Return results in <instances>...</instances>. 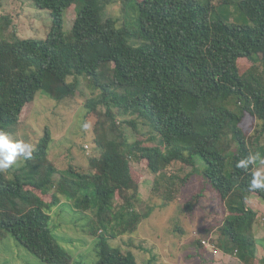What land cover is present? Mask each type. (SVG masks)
<instances>
[{
    "label": "trees",
    "instance_id": "1",
    "mask_svg": "<svg viewBox=\"0 0 264 264\" xmlns=\"http://www.w3.org/2000/svg\"><path fill=\"white\" fill-rule=\"evenodd\" d=\"M31 1L51 18L43 38H19L10 17L0 16V131L14 135L22 109L39 92L57 102L71 99L85 77L99 91L84 106L96 116L93 142L100 153L86 170L70 165L60 171L45 157L46 130L19 169H0V240L11 235L47 264H84L72 260L48 227V212L64 196L95 219L93 264H137L130 251L109 244L135 233L152 212L138 210L144 202L130 160L158 175L174 162L195 171L199 156L205 181L225 207L213 247L241 264H259V213L248 198L264 201V190L250 188L256 164L237 165L250 154L264 158L258 142L264 137V83L257 67L264 64V0H119L120 25L106 14L110 0ZM75 3L81 7L66 34L63 14ZM233 3L235 20L214 15L219 5ZM132 5L133 26L125 22ZM246 115L258 122L253 135L241 126Z\"/></svg>",
    "mask_w": 264,
    "mask_h": 264
},
{
    "label": "rangeland",
    "instance_id": "2",
    "mask_svg": "<svg viewBox=\"0 0 264 264\" xmlns=\"http://www.w3.org/2000/svg\"><path fill=\"white\" fill-rule=\"evenodd\" d=\"M80 7L79 3H75L64 11V33L70 32ZM106 14L117 19L118 25L122 23L123 12L119 0H110ZM5 15L10 17L11 27L19 38H43L51 26L48 11L37 8L31 0H0V16ZM214 15L233 21L239 17V10L234 3L230 6L219 5ZM125 16V22L133 26L137 16L134 5L130 6ZM257 65L264 83V64L258 61ZM239 66L244 70L247 62ZM98 93L85 77H81L78 91L71 99L57 102L39 92L33 102L24 106L18 129L9 136L30 144L33 149L47 130L51 141L46 159L60 171H65L70 165L77 170H86L89 158L97 156L100 151L93 142L96 116L87 113L84 103ZM257 123L246 115L241 126L247 135H253ZM125 131L128 133L129 130ZM127 136L130 137L129 141H134L132 134L128 133ZM142 139L148 143L145 137ZM258 142L263 144L264 137H260ZM235 148L234 144L233 150ZM23 161L24 157H18L9 168L15 171L22 166ZM130 161L132 176L144 202L138 210L146 212L151 209L152 212L141 220L135 233L109 239L110 245L123 252L130 251L137 264H241L235 256L213 247L225 216V207L218 192L205 181V163L199 156H194L195 171L190 166L174 162L158 175L145 170L141 160ZM256 167V172L264 173V165L256 164ZM9 168L1 170L6 172ZM187 175H190L189 180L183 182ZM198 193L200 198L196 197ZM165 197L170 199L165 200ZM188 203L192 204L190 210ZM248 206L259 213L258 224L255 225V254L259 264H264V239L260 235L264 229V201L249 197ZM48 213V227L56 243L72 256V260H80L84 264L95 263L98 236L91 234L92 226H96L92 214L74 209L72 202L64 196H60V203ZM108 219L109 215L105 214V220ZM107 231H110L109 228ZM108 232L103 229L97 231L105 237H108ZM0 264L47 263L40 261L17 244L11 235L6 234L0 240Z\"/></svg>",
    "mask_w": 264,
    "mask_h": 264
},
{
    "label": "clouds",
    "instance_id": "3",
    "mask_svg": "<svg viewBox=\"0 0 264 264\" xmlns=\"http://www.w3.org/2000/svg\"><path fill=\"white\" fill-rule=\"evenodd\" d=\"M32 146L23 141L14 140L7 133L0 131V169H8L18 157L30 158L32 154ZM259 164L264 165V158L260 155L250 154L246 158L238 162V167L248 168L250 165ZM251 189L264 190V173L257 171L251 181Z\"/></svg>",
    "mask_w": 264,
    "mask_h": 264
},
{
    "label": "crops",
    "instance_id": "4",
    "mask_svg": "<svg viewBox=\"0 0 264 264\" xmlns=\"http://www.w3.org/2000/svg\"><path fill=\"white\" fill-rule=\"evenodd\" d=\"M249 199V198H248ZM260 235L263 236L264 235V229L262 231H260ZM220 251V250H219ZM239 261V260H238ZM240 262V261H239ZM241 263V262H240Z\"/></svg>",
    "mask_w": 264,
    "mask_h": 264
},
{
    "label": "built area",
    "instance_id": "5",
    "mask_svg": "<svg viewBox=\"0 0 264 264\" xmlns=\"http://www.w3.org/2000/svg\"><path fill=\"white\" fill-rule=\"evenodd\" d=\"M203 244H205V242L203 241Z\"/></svg>",
    "mask_w": 264,
    "mask_h": 264
}]
</instances>
